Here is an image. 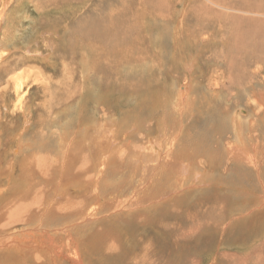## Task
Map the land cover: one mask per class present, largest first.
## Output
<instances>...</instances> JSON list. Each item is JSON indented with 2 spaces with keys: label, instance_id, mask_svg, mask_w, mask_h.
I'll return each instance as SVG.
<instances>
[{
  "label": "bare ground",
  "instance_id": "bare-ground-1",
  "mask_svg": "<svg viewBox=\"0 0 264 264\" xmlns=\"http://www.w3.org/2000/svg\"><path fill=\"white\" fill-rule=\"evenodd\" d=\"M14 1L6 17L8 21L12 16L18 21L14 15L21 12V6L31 2L38 14L41 11L48 14L47 20L52 24L35 19L29 34L21 33L17 23L8 24L0 36V61L6 57L10 60L0 69L9 72L19 66L18 60L14 61L19 54L30 61L42 58L52 67H56L55 58H59L64 72L56 73L66 80L62 77L58 81L50 76V82L53 79L56 83L51 97L59 99L51 105L60 110L44 122L33 140L28 137L29 142L25 138L33 127L34 111L29 104L22 108L23 125L13 137L19 144L14 158L22 153L19 150L25 141L28 150L44 155L34 153L19 163L13 160L3 172L6 182L0 183V252L4 255V264L13 261L21 264L20 258L25 264H65L55 243L61 238L65 240L62 247L70 263L90 264L94 256L99 263L106 264L110 252L125 251L119 243L118 228V224L125 222L124 217L142 210L151 211L156 204L181 193L196 198L193 205L199 206L188 216L187 229H191L194 238L202 236L203 232L224 234L222 229L227 217L223 211L229 200L221 195L225 190L234 192L235 199L243 200L241 207L237 205L240 215L233 217L234 220L241 216H250L253 220L255 216L264 217V75L257 79L258 72L264 71V20L246 16L231 24L223 44L215 47L209 46L213 39L202 42L198 33H194L203 29L202 8H196L195 0L190 3L181 0L182 8L176 6L173 13L166 0H107L104 7L98 0L95 10L87 9L84 13L82 9L95 0ZM209 1L220 4L219 0ZM71 2L76 3L70 11L75 20H65L67 17L61 24L55 22L62 17L51 18L50 13L58 8L65 12L64 5ZM11 3L13 0H7L0 17ZM190 4L195 21L191 18L188 22ZM262 10L264 12L261 2L245 12L260 15ZM164 43L167 46L162 49L160 45ZM61 47L65 49L60 50ZM205 50L208 53H204ZM77 53L83 85L93 71L105 80L101 83L103 94L109 92L111 96L118 95L119 100L124 98V108L131 111L102 112L93 108L91 117L99 115V119L96 116L98 121L91 126L82 124L90 118L83 113L90 111L89 104L91 108L94 102H100V97L93 95L92 87L89 95L73 101L80 84L71 80L73 73L69 69ZM203 58L208 63L223 65L204 69V78L200 80L197 68ZM110 59L113 61L108 69H115L113 75L99 70L103 68L100 61ZM182 69L189 73L186 79L169 84L168 76ZM136 73L144 77L135 76ZM184 73L186 76L187 72ZM161 75L167 78L164 84L168 88L160 86ZM230 100L232 109L219 104ZM9 102L4 104L0 116V148L3 147L2 120L8 117L13 105L11 98ZM210 103L215 104V113L221 121L212 134L211 130L199 128L202 124L198 127L195 120L201 109ZM238 106L242 107L239 115L234 113ZM191 128L196 130L194 141L189 138L194 134L189 133ZM223 131L229 132L228 139H220L219 145H214L209 136L215 137ZM186 135L189 139H185ZM221 164V171L231 172L228 181L214 174ZM138 214L136 219L143 216ZM233 219L228 220L229 226ZM236 223L232 228L240 227V230L231 238L223 239L217 248L231 243L228 245L244 249L253 242L237 240L241 230L250 223ZM126 233L135 239L133 229ZM109 236L112 240L108 246ZM262 238L249 248L246 259L264 254ZM30 245L37 250L23 255ZM257 260L252 263L262 261Z\"/></svg>",
  "mask_w": 264,
  "mask_h": 264
},
{
  "label": "rangeland",
  "instance_id": "rangeland-1",
  "mask_svg": "<svg viewBox=\"0 0 264 264\" xmlns=\"http://www.w3.org/2000/svg\"><path fill=\"white\" fill-rule=\"evenodd\" d=\"M166 1L171 6V12L172 13H173V11L177 10V8L178 9L182 8L183 2L181 0H166ZM191 1L192 0H188V3H190ZM219 1H220V4L217 5L215 3L210 2L209 0H195V3H197L196 8H202L201 9V11H202L201 22L203 23V25H202L203 29L199 32L195 31L194 33L195 34L198 33L197 34L198 39L202 42L209 41V40L213 39V43H211V45H209V46L220 47L221 44H223V37L226 35V32L228 31V28L230 27V25L237 22V21H241L242 19H245L246 16H253L254 18L256 16V18L264 20L263 10H262V14H260V15H258V14L252 15V13L250 14L249 12H245V11H250L251 8H253L254 6H257V3L262 2L263 7H264V0H251L252 2L250 0H219ZM6 2H7V0H0V13H1V10L4 8V5ZM106 2H107V0H101V2L99 3L98 0H95L94 2L90 3L87 7H84L82 9V12L84 13L87 9H89L87 11L95 10L94 6L96 3L97 4L99 3L100 5L102 4L104 7ZM253 2H255V4H252ZM15 3L16 2L13 0V4L11 3V5H9L10 7L8 6L7 9L5 10L4 15L2 17H0V36L3 35V32L5 31V27H7L8 24L12 25L13 23H17V26L19 27L21 33H23V34H29L32 32L31 25L33 24L35 19H38V20L44 19L45 24H48V23L50 25L52 24V22H49V20H47L48 14H46L45 12H42V11L38 14V11H36L34 9L31 2L21 6L20 7L21 12L17 15H14L15 18H18V21L14 20V17L12 16L11 20H9L10 21L9 22L6 17L10 13V11H12L11 9H12L13 5H15ZM71 3L73 5H71ZM71 3L68 5L67 4L64 5L65 12L60 10L59 8L54 9L53 12L50 13V15H52L51 18H53V17L58 18L59 16L62 17V19L60 18V19L55 21V22L60 23V24L67 17L68 18L65 20L74 21L75 18H73V16H71L72 13H70V11L72 10L71 8L76 5V3H73V2H71ZM188 3H187V5H188ZM198 4L199 5L201 4V5L199 6ZM250 4L252 7L250 6ZM191 5L192 4L189 5V8L191 7ZM203 5H205V7ZM77 6H81V5L78 4ZM176 6H177V8H176ZM230 7L231 8L234 7V8L231 9ZM249 7H251V8H249ZM203 8L205 10H203ZM241 9H243V10H241ZM190 10H191V8H190ZM199 10H197V11H199ZM208 11H211V13ZM192 12H193V9L190 11V13L187 17L188 22H190L191 18L193 19L191 21H195V18L192 17V14H193ZM194 12H196V10ZM233 16H235V18H233ZM23 17H25V18H23ZM174 18H176V16ZM55 22H54V24H56ZM219 23H221V25ZM207 28H209V30H207ZM20 31H18V32H20ZM18 32H17V34H18ZM154 45H157V43L155 41H154ZM163 45H165V46H163ZM166 46H167V44H165V43L160 45V47L162 49H165ZM64 49H65V47L60 48V50H64ZM20 53H23V52H20ZM204 53H208V50H205ZM19 55L14 58L15 59L14 61H16V59H17L19 64H20L19 66L15 67V69L13 68V70H11L9 72L3 71L2 67L0 69V74H1L0 75V116L4 112V106L6 104L10 103L9 102L10 98H11V101H13L12 107L10 106V113H9L8 117L4 118L2 120L3 132L1 134V137L3 139V147L0 148V183L1 184L6 182V176L3 172H5L7 170V168L9 167V165L12 163L13 160H16V162L19 163L20 160H23L24 158L25 159L30 158L34 153H37L34 150H28L27 149V147H26L27 144H26L25 140H27L28 142L33 140V137L36 136V133L39 134V132L41 130V126H43L44 122H46L48 119H50L53 114L59 113L60 109L55 110V109H53L54 107L51 105L54 102V100H57V101L59 100L58 98L52 99L51 90L53 89L52 87H54L56 84L54 82V80L61 81L62 77H63V80H66L65 76H63L61 74L58 76V74L56 73L57 71L60 73L62 71L64 72V69L62 66V61L59 58H55L56 59V67H52L48 62H45L42 58H36L33 61H30L27 58H25L24 56H19ZM9 58L6 57L2 61H0V66L4 65L6 63V61L10 60ZM20 60H22V61H20ZM112 61H113V59H110V61H108V62L100 61L99 65H102L103 68H99V70L105 74L108 73L107 75H110V74L113 75V72H115V69L114 70L108 69V67L111 66L110 63ZM22 63H23V65H22ZM199 65L200 66L197 68V71H198L197 77H198V79L202 80L204 78L203 77L204 69H207L209 67L210 68L211 67L221 68L223 64L221 62L220 63H212V62L208 63L205 60V58H203ZM69 71L73 73L71 80L74 81L75 83L78 82L80 84L79 91L77 93L76 92L74 93L75 96H74L73 101L76 99L79 100V99H81V97L84 98V96L89 95L92 87L95 90L93 95L97 96L98 98L100 97V102H97V101L94 102L92 104L91 108H90L91 104H89V110L90 111L88 110L89 112H87V113L85 111L83 114L89 115L90 118H86L82 124L87 125V126H91L95 122L98 121V119L100 118L99 115L95 114V117H91L93 108L95 110H97V109L101 110L102 112L116 111L117 109H124V111L125 110L131 111V109L124 108V107H126L125 106L126 100L124 98L119 100L118 95L111 96L112 93H109V92L103 94L102 91L104 90V88H103V85H101V83H103L104 79H102L99 75H96L93 71L90 72V76H87V78H88L87 82L85 85H83L81 65L79 62L78 53L75 55L74 65H73V67L71 66V70L69 69ZM179 71L176 72L175 75L170 74V77L168 76V80L170 81L169 84H171L173 80H174L173 83L175 81L181 82L184 78L186 79V77L189 74L188 71L185 70L184 72H187L186 76H185L183 69L179 70ZM27 72H29V73L27 74ZM146 73L149 74V72H145V75H146ZM51 75H53L55 77H53L54 80L51 79V82H50V76ZM171 75L173 77L172 79H171ZM263 75H264V71L263 70L259 71L257 74V79H261L263 77ZM135 76L144 77L143 75H141L139 73H136ZM174 76H175V78H174ZM111 77L114 78V76H111ZM161 79H162V83L160 86L165 85L164 81L167 80V78L165 79L162 76ZM112 81H113V79H112ZM104 82H105V80H104ZM206 82H208V81H206ZM166 86L167 85H165V87ZM83 87H85V88H83ZM167 88H168V86H167ZM178 90H179V88L177 89L176 93L178 92ZM81 91H82V93H81ZM234 98H235L234 100H236V97H234ZM6 102H8V103H6ZM121 102H122V105H121ZM228 102H231V103H228ZM27 104H29L33 107V111H34V117H33V121H32L33 127H31L30 132L27 134V136H26L27 139L25 138V140H24L25 143H22V145L24 144L25 147L23 145V148H21V149L19 148L20 153L21 152L22 153L21 154L19 153L20 155L17 156L19 158L18 159L17 157L14 158V156H15L14 150L19 147V144L13 140V137L16 133H18L17 131H20V128L23 125L24 117H23L22 108L24 105H27ZM219 104L226 105V107H229L230 109H232V100L227 101V102L220 101ZM87 106H88V104H87ZM209 106L212 107L213 109L211 110V108ZM239 107L240 106H238V108ZM203 108L201 109V112L197 114V116L195 118V120L197 121V126L199 127V125L202 124V126L200 125L199 128H204L206 130H209V132L211 130L210 134H212L214 131H216L219 128L221 121H219V119L217 117V114H216L217 111L215 109V104H213V105L211 103H210V105L206 104V107H203ZM238 108H236L234 110V113H236V114L238 113V115H239V113H241L242 107H240V109H238ZM87 109H88V107H87ZM208 109H209V111H208ZM85 110H86V107H85ZM207 111H208V113H207ZM96 116H99L98 119L96 118ZM213 117H215V118H213ZM101 118H103V117H101ZM218 122H219V124H218ZM213 127H215V128H213ZM216 127H218V128H216ZM36 130H38V131H36ZM153 130H154V127L151 128V131H153ZM12 133H13V135H12ZM189 133H191V135L194 133L193 136H191V137L189 136V138H191V141L193 139L196 140L194 137V135H196V130L194 128H191ZM147 134H148V132H146V135ZM219 134H221V135H219ZM219 134L217 133V135L215 137L209 136V139L210 140L212 139L211 141L216 146L219 145L220 139H222L224 141H226L228 139L229 132L223 131L222 133H219ZM28 137H30L31 140ZM185 137H186L185 139H189L188 135H186ZM153 138H154V136H151V139H153ZM37 154H40V153H37ZM26 155H27V157H26ZM40 155H44V154H40ZM48 158H49V160L52 161L51 156H49ZM229 167L231 168L230 165H229ZM221 170H223V165L219 166L218 171H215L214 174L220 180L228 181L229 180L228 177L232 176L231 172L228 171L225 173L224 171H221ZM47 176H49V175H46V177ZM69 177H71V179H72V176H69ZM250 178H251V180H253L252 179L253 177H250ZM41 187H44V186H41ZM233 193L234 192L229 191V190L222 191V193H221L222 196L229 198V200L227 202L228 205H226V208L223 211L225 214V218L226 217L227 218H226V220H224V222L226 221L225 222L226 225L222 229V233H224V234L221 236L216 232H212V233L203 232L202 236H204V237H202L200 235L198 238H194L193 236H191L192 235V234H190L191 229H187V225L189 223L188 222L189 221L188 216H189L190 212H192L196 207H199V206L197 205L195 207L193 205L196 198L195 199L189 198L188 196H185L186 195L185 193H181L178 196H175V197L171 198L170 200L165 201L164 203L156 204L155 208L152 209L151 211L150 210H142V211L138 212L140 214L133 213V216L124 217L123 220H125V222L118 224V228H120V230H119V234H120L119 235L120 236L119 243L122 245V247L125 249V251L124 250L118 251V252H116V251L110 252L109 251L112 254H110V257H108L107 260H105L106 264H112L114 262L116 264H168L169 262H170V264H174V263L175 264L176 263H179V264H253L252 262L257 260L255 258H258L257 262L259 261V259H261L262 261L260 264H264V254L261 255L260 257H254V259H251V260L246 259L247 255H248V251H250L249 248H251L253 246L254 242L259 241V239L261 237H263L262 240L264 239V223H263L264 217L255 216V218L253 220V218L252 217L250 218V216H248L246 218L241 216V218H239V219L237 218L234 220L233 217L236 218L237 216L240 215L237 209L239 206L240 207L242 206L243 200L235 199L233 196ZM199 196L202 197V195H199ZM205 196L206 195L204 194L203 197H205ZM42 198H43V192L41 195V199ZM201 201L202 200H200L199 202H201ZM250 204L251 203H249V205ZM237 205H239V206H237ZM232 211H233V213H231ZM137 214L139 216L140 215L141 216L143 215V216L141 218L139 217V219H136V218H138ZM231 218L234 220L235 223L233 222L232 223L233 225L231 224L229 226L228 220ZM251 220H253L252 224L250 223ZM236 221L240 222V224H243V225L250 223V226L245 227L243 229L244 231L241 230L240 235L237 236V240L241 241V240L246 239L245 241H248V242L253 241V242L249 243L247 245V247L246 246L243 247L244 249H240L238 247H235V245H231V246L228 245L231 243H228L227 247H225V248H222V249L217 248V246L221 242L224 241L223 239L226 240L228 238H231L234 233H236V232H238V230H240V227L239 228L238 227L232 228V226H235L237 224ZM126 222L130 223L131 225L128 223H127L128 224L127 225ZM100 224H101V222L98 224V226H101ZM156 224H158L159 226ZM238 226H240V225H238ZM220 227H222V226H219V228ZM160 228H161V230H160ZM132 229L134 232L133 234H136V235H132V237H135V239L129 237V235L126 233L127 231L130 232V230H132ZM189 234H190V236H189ZM60 236L62 237V235H60ZM139 236L142 237V239H140V241H139ZM111 240H112L111 236H109L106 239L108 246H109V244H111ZM33 241H36V240L33 239ZM189 241H192V242L189 243ZM231 241H234V240L231 239ZM64 242H65V240L62 238L55 242L58 249L61 250V252L58 254H59V256H60V254L62 255V257L64 258V261H65V264H72V263H70V261L67 260L68 254H67L66 249L64 247H62V244ZM194 245H196V247ZM107 247H106V250H107ZM28 248L29 249H27V252L26 253L24 252L23 255H26V254L28 255V252H33V251L37 250L36 247H33L31 245ZM48 251L49 250H47V252ZM245 251L247 253L244 254ZM4 253L6 255V252H4ZM114 253H115V255H114ZM3 256L4 255L2 254V252H0V264H1V262H3L2 264H4ZM96 259L97 258L94 256L91 257L90 258V261H91L90 264H101ZM22 261H23V264L26 263L23 259L20 258L21 264H22ZM13 263L15 264L14 261L11 264H13ZM16 264H18V262Z\"/></svg>",
  "mask_w": 264,
  "mask_h": 264
}]
</instances>
